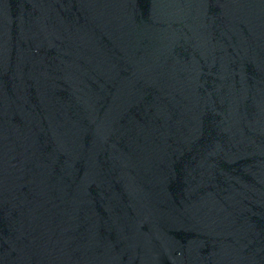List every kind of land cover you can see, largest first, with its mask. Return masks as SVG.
I'll return each instance as SVG.
<instances>
[{
	"label": "water",
	"instance_id": "water-1",
	"mask_svg": "<svg viewBox=\"0 0 264 264\" xmlns=\"http://www.w3.org/2000/svg\"><path fill=\"white\" fill-rule=\"evenodd\" d=\"M0 264H264V0H0Z\"/></svg>",
	"mask_w": 264,
	"mask_h": 264
}]
</instances>
